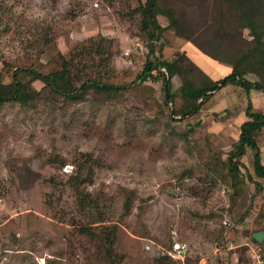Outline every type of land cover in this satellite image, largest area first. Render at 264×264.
Segmentation results:
<instances>
[{
	"label": "rangeland",
	"instance_id": "1",
	"mask_svg": "<svg viewBox=\"0 0 264 264\" xmlns=\"http://www.w3.org/2000/svg\"><path fill=\"white\" fill-rule=\"evenodd\" d=\"M95 1L0 0L4 82L17 67L51 71L92 39L108 51L97 76L126 86L77 100L21 73L35 99L0 105V264H182L167 253L182 242L185 264H244L264 228V179L249 148L235 185L226 159L248 98L264 113V89L227 84L196 113L180 112L186 83L222 78L226 59L251 46L241 11L227 0H157L173 16L157 14L156 41L142 30L145 0ZM244 7L264 28V0ZM155 59L176 66L167 89L157 69L138 77ZM254 136L264 164V127Z\"/></svg>",
	"mask_w": 264,
	"mask_h": 264
},
{
	"label": "trees",
	"instance_id": "2",
	"mask_svg": "<svg viewBox=\"0 0 264 264\" xmlns=\"http://www.w3.org/2000/svg\"><path fill=\"white\" fill-rule=\"evenodd\" d=\"M227 7L231 12L232 7L241 11L237 21L239 26L246 27L253 36L252 44L247 47L236 59L229 61L226 59L228 65L231 66V72L227 75L219 78L218 80H210L206 77L205 82H201L200 85L185 84V90L182 98L186 102L183 110L180 112L185 115H191L196 113L202 106L203 101L207 100L208 94L212 91L225 86L227 84H234L240 86L247 94L252 88L264 89V41L262 39L264 28L261 27L257 18L252 16L249 11L244 7V4H248L249 0H227ZM257 7V6H256ZM257 12V11H256ZM162 13L168 18L172 19V14L169 11H165L157 7V0H145L141 6L140 14L145 17L142 30L146 32L148 38L151 40H158L165 27H162L157 21V14ZM144 20V19H143ZM93 40L87 41V44L82 45L81 48H77L68 58L60 56V64L57 68L51 71L44 72L40 69H33L31 67H17L10 74L8 82H4V74H0V105L9 102L16 101L18 103H27L32 99H35L33 89L28 88L27 85L20 79L21 73H28L32 78L40 80L42 84L56 93H61L70 99H81L85 91L88 89L97 90L100 92L108 93L110 95L125 88V85L116 84L108 80L105 75L101 74L99 67H104L108 62V51L101 49L99 46L92 44ZM206 54L211 55L210 50H203ZM98 56V57H97ZM212 56V55H211ZM102 63L104 65H102ZM164 68V70H161ZM157 69V73L153 76L159 75L166 89L169 86L170 78L176 74L177 69L174 63L167 60H146L144 69H142L138 77L148 78L152 76L151 71ZM250 71L256 73L263 78L261 81L251 82L245 78V72ZM170 97L166 95V103H168ZM200 99V100H199ZM246 120L240 124L239 136L237 141L233 144V149L227 154V170L233 185L238 179V165L239 158L244 154L246 148H249L253 153V165L254 173L258 177H264V164L260 159V148L255 139L254 133L264 127V113L256 112L252 110L251 101L247 100V106L245 108ZM81 198V202L85 201V193L78 192ZM101 225V231L108 228ZM117 226L111 228V234L116 230ZM264 231V228L260 229ZM80 232L89 231L88 228L81 226ZM101 235L104 232H99Z\"/></svg>",
	"mask_w": 264,
	"mask_h": 264
},
{
	"label": "built area",
	"instance_id": "3",
	"mask_svg": "<svg viewBox=\"0 0 264 264\" xmlns=\"http://www.w3.org/2000/svg\"><path fill=\"white\" fill-rule=\"evenodd\" d=\"M97 0L93 3L94 7L98 6ZM246 260L244 264H264V245H260L259 242L256 243H246ZM187 250V246L185 243H173L171 248L167 250L169 256L176 260H181L182 264L184 263V255ZM219 249L217 247L213 248V253L216 254ZM199 264H203L201 261Z\"/></svg>",
	"mask_w": 264,
	"mask_h": 264
},
{
	"label": "water",
	"instance_id": "4",
	"mask_svg": "<svg viewBox=\"0 0 264 264\" xmlns=\"http://www.w3.org/2000/svg\"><path fill=\"white\" fill-rule=\"evenodd\" d=\"M252 236L257 242H261L264 239V231L263 230L255 231L252 234Z\"/></svg>",
	"mask_w": 264,
	"mask_h": 264
},
{
	"label": "crops",
	"instance_id": "5",
	"mask_svg": "<svg viewBox=\"0 0 264 264\" xmlns=\"http://www.w3.org/2000/svg\"><path fill=\"white\" fill-rule=\"evenodd\" d=\"M229 73H230V71H229ZM228 74V73H227ZM250 91V90H249ZM209 99V98H208ZM239 130H240V128H239ZM262 163V162H261ZM263 164V163H262ZM253 171H254V165H253ZM256 175V174H255ZM259 178V177H258ZM259 179H264V177H260ZM256 180V179H255ZM260 182V181H259Z\"/></svg>",
	"mask_w": 264,
	"mask_h": 264
}]
</instances>
